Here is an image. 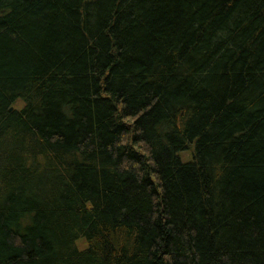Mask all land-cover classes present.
I'll return each mask as SVG.
<instances>
[{"label": "trees", "instance_id": "trees-1", "mask_svg": "<svg viewBox=\"0 0 264 264\" xmlns=\"http://www.w3.org/2000/svg\"><path fill=\"white\" fill-rule=\"evenodd\" d=\"M0 264H264V0H0Z\"/></svg>", "mask_w": 264, "mask_h": 264}, {"label": "rangeland", "instance_id": "rangeland-1", "mask_svg": "<svg viewBox=\"0 0 264 264\" xmlns=\"http://www.w3.org/2000/svg\"><path fill=\"white\" fill-rule=\"evenodd\" d=\"M184 156H185V158H188L189 157V153L188 152L184 153ZM79 244L81 246H84V244H85L84 240H82Z\"/></svg>", "mask_w": 264, "mask_h": 264}]
</instances>
